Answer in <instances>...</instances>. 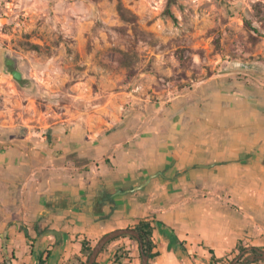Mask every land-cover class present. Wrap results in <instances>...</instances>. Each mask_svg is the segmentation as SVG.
Instances as JSON below:
<instances>
[{
  "label": "crops",
  "instance_id": "0c3cea01",
  "mask_svg": "<svg viewBox=\"0 0 264 264\" xmlns=\"http://www.w3.org/2000/svg\"><path fill=\"white\" fill-rule=\"evenodd\" d=\"M4 59L0 48V72ZM248 71L133 102L109 127L44 136L0 110V264H77L84 241L144 221L150 264H238L264 252V72ZM120 250V264H142L130 238L96 262L115 264Z\"/></svg>",
  "mask_w": 264,
  "mask_h": 264
},
{
  "label": "rangeland",
  "instance_id": "374dc122",
  "mask_svg": "<svg viewBox=\"0 0 264 264\" xmlns=\"http://www.w3.org/2000/svg\"><path fill=\"white\" fill-rule=\"evenodd\" d=\"M118 1L0 0V110L44 136L109 127L133 102L223 72H264V0H121L135 23Z\"/></svg>",
  "mask_w": 264,
  "mask_h": 264
},
{
  "label": "trees",
  "instance_id": "16d2710c",
  "mask_svg": "<svg viewBox=\"0 0 264 264\" xmlns=\"http://www.w3.org/2000/svg\"><path fill=\"white\" fill-rule=\"evenodd\" d=\"M171 1V0H170ZM171 5L169 4L168 8H167V14L173 18L174 20L176 19L174 14L172 13L171 9H170ZM117 11H118V14L120 16V18L125 21V22H129V23H135V16H132V14L127 11L122 3L121 0L118 1V5H117ZM31 48L33 50H38L39 47L38 46H31ZM134 230H136L138 233H140V236H141V239H142V242H143V247H144V252L145 254L148 255L149 257V264L150 262L156 257V255L153 253V249H154V244H153V241H152V230H153V227L151 225V223L149 222H141L139 223L137 226H135ZM121 238H130L134 241H138L135 237L133 236H128V235H125V236H121V237H118L112 241H110L105 247L104 249L102 250L101 253H103L105 250H107V248L115 241L121 239ZM83 245V249H82V254L83 256L86 258L85 261L82 260V258H78L77 260V264H87L88 262V259L92 253V250H93V247L91 246L90 243L88 242H83L82 243ZM244 249L243 248H240V252H242ZM254 255H258V251H252L250 252L249 256H254ZM127 257L126 254H123V252L120 250L116 253L115 255V264H120L123 259H125ZM247 258L246 256L243 257V260H241L240 262H238V264H243L244 262V259ZM231 261H228L224 264H230ZM259 263H263L261 261H257L253 264H259ZM95 264H98L97 262Z\"/></svg>",
  "mask_w": 264,
  "mask_h": 264
},
{
  "label": "water",
  "instance_id": "95a60500",
  "mask_svg": "<svg viewBox=\"0 0 264 264\" xmlns=\"http://www.w3.org/2000/svg\"><path fill=\"white\" fill-rule=\"evenodd\" d=\"M11 76L17 81V82H22V79L24 77L23 73L19 70H15ZM51 234L55 235L56 237L59 238L60 233L56 231H50ZM133 236L135 237L141 245V251H142V264H148L149 263V257L147 254L144 252V247H143V242L140 236V233H138L134 229H126V230H117L114 231L110 234H107L103 236L97 244L93 247L92 253L88 259L87 264H95L97 261L98 256L104 249V247L112 240L121 237V236ZM257 261L264 262V252L263 251H258V255L250 256L248 259L244 261L243 264H251ZM231 264H236V263H231Z\"/></svg>",
  "mask_w": 264,
  "mask_h": 264
}]
</instances>
